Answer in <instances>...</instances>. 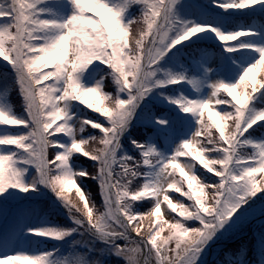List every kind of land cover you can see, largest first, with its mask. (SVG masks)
<instances>
[{
    "label": "snow or ice",
    "instance_id": "snow-or-ice-1",
    "mask_svg": "<svg viewBox=\"0 0 264 264\" xmlns=\"http://www.w3.org/2000/svg\"><path fill=\"white\" fill-rule=\"evenodd\" d=\"M262 67L264 0H0V264H264Z\"/></svg>",
    "mask_w": 264,
    "mask_h": 264
},
{
    "label": "rangeland",
    "instance_id": "rangeland-1",
    "mask_svg": "<svg viewBox=\"0 0 264 264\" xmlns=\"http://www.w3.org/2000/svg\"><path fill=\"white\" fill-rule=\"evenodd\" d=\"M261 72H264V67H262V68H260V69H257L256 70V72L255 73H253L254 75H257V78H259V73H261ZM207 112L205 113V116H206V118H207ZM182 159H185V158H182ZM73 192H74V190H73ZM176 195H178V194H176ZM166 234V233H165Z\"/></svg>",
    "mask_w": 264,
    "mask_h": 264
},
{
    "label": "trees",
    "instance_id": "trees-1",
    "mask_svg": "<svg viewBox=\"0 0 264 264\" xmlns=\"http://www.w3.org/2000/svg\"><path fill=\"white\" fill-rule=\"evenodd\" d=\"M145 223H147V221Z\"/></svg>",
    "mask_w": 264,
    "mask_h": 264
}]
</instances>
